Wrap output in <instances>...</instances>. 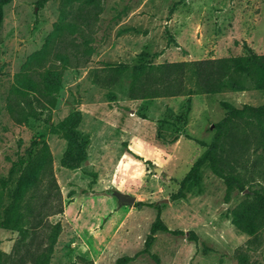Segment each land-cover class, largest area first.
Listing matches in <instances>:
<instances>
[{"label":"rangeland","instance_id":"rangeland-1","mask_svg":"<svg viewBox=\"0 0 264 264\" xmlns=\"http://www.w3.org/2000/svg\"><path fill=\"white\" fill-rule=\"evenodd\" d=\"M102 5L93 32L87 33L93 48L88 64L79 68L73 63L65 71L50 118L45 113L28 125L13 122L5 110L6 96L14 74L53 31L59 5L50 0L39 10L35 0H13L4 8L0 177L8 176L12 162L32 140L41 137L50 145L64 203V214L47 220L62 224L50 264H117L125 256L134 257L127 264H241L243 255L248 257L245 264H264V239L252 241L232 224L229 214L247 190L227 196L223 181L206 166L200 186H192L181 200L172 199L203 152L187 136L210 144L213 125L225 116L222 101L260 106L264 92L249 88L195 95L190 106L186 96L131 100L130 71L117 79L112 72L149 58L162 64L239 56L245 42L264 55V0H103ZM154 54L159 55L152 58ZM75 111L83 115L80 130L93 138L81 169L68 170L60 166L66 142L50 127ZM174 135L179 140L170 144ZM247 148L243 161L253 164L259 155L264 157V145H258L257 138L252 137ZM113 191L147 205L118 207ZM113 207L118 208L116 214L108 212ZM158 208L169 229L185 234L157 233L150 253H141ZM18 239L17 233L0 229V250L13 252Z\"/></svg>","mask_w":264,"mask_h":264},{"label":"trees","instance_id":"trees-1","mask_svg":"<svg viewBox=\"0 0 264 264\" xmlns=\"http://www.w3.org/2000/svg\"><path fill=\"white\" fill-rule=\"evenodd\" d=\"M12 1L0 0V30L4 8ZM49 1L35 0V4L40 10ZM56 1L60 16L53 31L43 46L29 55L14 74L6 96L5 110L17 125H28L45 113L50 118L62 89L65 71L73 68V63L79 68L86 66L93 52L92 38L87 33L93 32L99 20L103 0ZM78 38L80 43H76ZM243 48L245 52L239 56L162 64H154L149 58L133 67L117 66L112 72L117 79L130 71L127 94L131 100L186 96L190 106L195 95L240 92L249 88L264 92V55L257 54L246 42ZM158 55L154 54L152 58ZM220 105L225 116L213 125L215 135L210 144L187 136L188 140L200 145L203 152L179 182V191L172 199L181 200L192 186H200L201 171L207 166L223 181L227 196L234 191H248L229 214L232 224L240 232L252 237V241H260L264 239V162L261 160L264 157L259 155L253 164H249L241 159V155L248 152L247 145L252 137L257 138L258 145H264V105L236 107L225 101ZM82 119V113L75 111L50 127L52 134L66 142L60 166L68 170L81 169L88 159L91 139L80 130ZM178 140L179 136L174 135L169 143ZM129 153L134 155L131 151ZM145 163L152 164L151 161ZM258 177L262 181H255ZM144 205L147 204L143 201L136 203V207ZM63 214L64 203L50 145L41 137L34 139L12 162L8 176L0 177V229L19 235L13 252L8 254L0 250V264H50L62 224L47 220ZM157 233L185 234L169 229L158 208L141 253H150ZM189 233L196 239L192 231ZM247 258L243 255L240 261L245 264ZM133 260L134 257L125 256L118 259L117 264Z\"/></svg>","mask_w":264,"mask_h":264},{"label":"water","instance_id":"water-1","mask_svg":"<svg viewBox=\"0 0 264 264\" xmlns=\"http://www.w3.org/2000/svg\"><path fill=\"white\" fill-rule=\"evenodd\" d=\"M156 173H161V169H156ZM166 178L168 176L166 175ZM112 197L116 199L117 201V206L118 207H123V206H133L136 203V198L132 195L121 193L119 191H113L112 192ZM167 201V200H165Z\"/></svg>","mask_w":264,"mask_h":264},{"label":"crops","instance_id":"crops-1","mask_svg":"<svg viewBox=\"0 0 264 264\" xmlns=\"http://www.w3.org/2000/svg\"><path fill=\"white\" fill-rule=\"evenodd\" d=\"M90 138L92 139L93 137H91V136H90ZM77 199H78V197H75V200H74V202H73V203H71V204H72V205H76V202H77L76 200H77ZM114 207H115V205H114ZM114 207H113V208H111V209H110L108 212H109V213L111 212V213H113V214H116V213H117V209H118V208H116V210H114Z\"/></svg>","mask_w":264,"mask_h":264}]
</instances>
